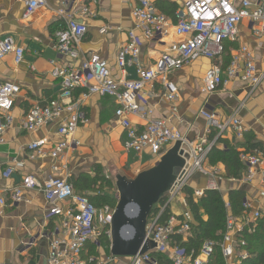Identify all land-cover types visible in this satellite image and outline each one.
I'll use <instances>...</instances> for the list:
<instances>
[{"label":"built area","instance_id":"2783aa9c","mask_svg":"<svg viewBox=\"0 0 264 264\" xmlns=\"http://www.w3.org/2000/svg\"><path fill=\"white\" fill-rule=\"evenodd\" d=\"M23 3L24 17L47 5L46 0H23ZM97 4L98 0H61L56 10L64 21L54 33L55 49L63 62L52 59L49 64L50 75L58 81L60 91L44 103L33 104L22 116L20 125L24 131L33 133L58 121V141L49 144L47 136L36 139L28 144L27 156L32 160L56 159L71 146L80 144L74 139V134L80 125L87 122V118L80 100L74 97L76 89L82 91L80 95L84 99L90 95L112 98L117 104L114 116L124 129L125 153L138 158L144 153L158 157L176 141H181L183 146L186 144L184 167L174 176L147 219L143 241L148 243L149 249L129 257V264H164L153 258L152 253L164 255L170 264H207L216 246L220 248L224 264H241L247 253L238 249V245L243 244L240 233L245 224L261 218V212L250 211L249 204L243 202L241 216H226L220 241L204 239L196 252L193 249L186 251L180 243L194 236L196 222L186 202L185 190L195 174L211 178L217 176L216 169L205 168L215 139L208 141L202 138L195 144L188 143L180 131L167 125L163 119L151 118L152 107H143L139 100L148 89L153 99L175 103L180 94L169 80L170 74L199 57L211 61L221 58L223 42L237 38V29L243 20L248 21L256 36L264 37V0H183L175 10L173 20L162 13L152 0H136L130 10L133 26L127 31V40L116 55L118 77L113 76L107 61L97 53L83 56L80 64L74 65L80 55L81 41L87 33L86 20L97 16ZM142 42L161 50L152 65L144 66L140 62ZM24 50L10 36L0 38V59L11 54L18 64L22 62ZM129 68L134 69L133 78L128 75ZM233 80L246 83L251 91L264 80V69L257 70L253 51L246 45L239 46L226 66L221 62L212 63L203 75L201 90L211 94ZM18 91L16 84L0 79V144L5 142L4 133L14 120L11 112ZM130 115L145 120L142 129L131 125ZM201 115L208 122L207 132L215 129L220 135L231 126L238 136L242 133L240 121L233 115L223 121L206 110L201 111ZM263 160L264 156L259 152L241 155L245 181L251 179ZM13 172V167H6L2 177L8 178ZM210 180L206 188L192 191L193 202L197 203L205 190H217L213 179ZM23 189L40 191L48 204L46 218H53L57 223L46 235L48 255L45 264L94 263L97 257L90 253V249L99 246L102 234L110 238L114 210L108 206L96 208L88 196L76 192L66 178L40 180L33 175H24L21 182L9 190L11 202L22 199ZM6 205L5 198L0 196V216ZM173 205L180 208L179 213L172 211ZM224 207L228 208V203H224ZM150 242L155 246L151 248Z\"/></svg>","mask_w":264,"mask_h":264},{"label":"crops","instance_id":"0c3cea01","mask_svg":"<svg viewBox=\"0 0 264 264\" xmlns=\"http://www.w3.org/2000/svg\"><path fill=\"white\" fill-rule=\"evenodd\" d=\"M152 1H168L178 8L183 0ZM46 2L45 7L29 17H24L23 0H0V38L10 36L16 45L25 49L22 62L18 64H15L11 54L0 59V79L19 87L11 112L14 120L4 133L5 142L0 144V196L7 202L3 215L0 216V264H45L48 255L46 235L57 224L53 218H46L48 204L38 190L23 189L22 199L11 202L9 190L17 186L24 175H33L40 180L49 177L66 178L73 183L71 178H94V171L100 166L105 172H117L114 177L121 174L132 179L138 172L153 166L160 156L151 157L144 153L138 158L132 153H125L124 129L114 116L116 102L110 97L97 95L84 99L80 95L82 91L76 89L74 97L80 100L87 118V122L80 125L74 134V139L80 144L71 146L56 159H29L27 146L30 142L44 136L48 137L49 144L58 141V121L33 133L24 131L20 125L22 116L33 104L44 103L56 97L60 91L58 81L50 75L49 61L53 59L58 63L63 62L62 56L55 49L54 37L55 31L64 24L63 19L56 14L61 0ZM135 3L136 0H98L97 16L86 20L87 33L81 41L80 55L74 65L80 64L83 56L97 53L107 61L113 76L118 77L116 55L127 40V31L133 26L130 10ZM102 28L106 30L103 32ZM228 41L236 44V48L228 53L230 58L223 53L216 61L199 57L170 74L169 80L175 84L180 94L175 103L153 99L148 89L144 91L139 102L143 107H152L151 118L163 119L167 125L180 131L188 143L195 144L202 138L208 141L215 139L214 146L217 145L219 149L234 148L238 152L244 151L242 155L259 152L264 156V80L252 91L240 80H233L226 87L211 94H205L201 90L202 78L209 66L217 62L226 66L241 45H246L253 51L257 70L264 69V37L256 36L248 21L243 20L238 26L237 38ZM160 51L142 42L141 64L152 65ZM128 75L130 78L135 76L133 68L128 69ZM203 110L214 113L221 121L235 116L242 127L241 135L238 136L231 126L220 135L215 129L207 132L208 122L201 115ZM128 120L139 130L145 125V120L138 116L130 115ZM216 139L220 140L216 143ZM241 164V170L236 177H224L225 164L215 159L211 161L207 155L205 168L216 169L217 176L211 178L209 175L195 174L190 179L188 188L191 191L206 188L210 179H213L216 191L221 194L224 203H228L226 211L229 215V194L238 192L242 201L249 204L250 211L261 212L264 226V160L255 168L248 181L244 180L246 171L242 161ZM9 166L14 168V172L10 177L3 178L2 172ZM72 185L76 192L92 195L87 192L88 189L80 190L74 183ZM185 195L187 202L186 192ZM172 211L179 213L180 208L173 205ZM200 214L205 220L206 214L202 209ZM97 249H90V253L97 259L94 263L87 264L130 262L129 257L111 259L110 252L105 256Z\"/></svg>","mask_w":264,"mask_h":264},{"label":"trees","instance_id":"16d2710c","mask_svg":"<svg viewBox=\"0 0 264 264\" xmlns=\"http://www.w3.org/2000/svg\"><path fill=\"white\" fill-rule=\"evenodd\" d=\"M154 4L162 13L173 20V14L177 9L175 4L168 1L154 2ZM233 44L236 46L234 42H229L228 40L223 42V55L225 57H229L227 46L229 47ZM219 140L220 139H216V143ZM243 152H238L234 148L219 149L217 148V145H215L209 151L208 156L211 161L215 159V161L219 160L225 164L226 171L223 174L224 177H236L242 167L241 155ZM71 180L74 183V186L78 187L80 190L89 189L96 181L95 178H87L83 176L78 177L76 180L71 178ZM185 192L187 194V202L192 211L196 226L194 237L186 242L180 243V245L183 246L186 251L193 249L196 252L201 241L204 239H211L214 241L221 240L225 228V218L228 213L224 207L223 197L216 190H205L204 195L197 201V203L193 202L191 199V189L187 188ZM87 196L90 202L98 208L95 200H98L99 198L103 199V197H96L95 195ZM228 201L230 204L229 207L231 216H239L243 211V201L241 195L238 192H231L229 194ZM201 209L206 214L205 220L200 214ZM240 234L241 239H243V244H239L238 249L247 253V258L243 259L241 264H264L263 217L245 224ZM152 257L161 263L170 264L169 260L164 255L152 253ZM207 264H224L221 251L218 246L215 247Z\"/></svg>","mask_w":264,"mask_h":264},{"label":"water","instance_id":"95a60500","mask_svg":"<svg viewBox=\"0 0 264 264\" xmlns=\"http://www.w3.org/2000/svg\"><path fill=\"white\" fill-rule=\"evenodd\" d=\"M185 147L174 142L161 154L156 163L138 172L134 178L115 177L118 200L110 222V254L113 257H132L149 249L143 239L147 219L167 191L174 176L185 165ZM150 242V247H154Z\"/></svg>","mask_w":264,"mask_h":264},{"label":"rangeland","instance_id":"374dc122","mask_svg":"<svg viewBox=\"0 0 264 264\" xmlns=\"http://www.w3.org/2000/svg\"><path fill=\"white\" fill-rule=\"evenodd\" d=\"M235 45L227 46L228 52L230 50L235 49ZM229 48V49H228ZM158 160V159H157ZM156 160V161H157ZM95 173V184L92 185L88 189V193L95 195L96 197H103L99 198L98 200H95V203L98 208H101L103 206H108L111 209L114 210L117 200H118V191L115 186V175L117 172H113L112 170H105L101 169L99 166ZM99 246L96 248L99 252H102L107 256L110 252V238L108 236H105L104 234L101 235L99 242Z\"/></svg>","mask_w":264,"mask_h":264}]
</instances>
